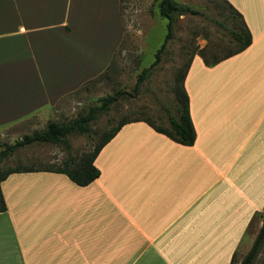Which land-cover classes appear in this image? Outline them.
Segmentation results:
<instances>
[{"label": "crops", "instance_id": "obj_1", "mask_svg": "<svg viewBox=\"0 0 264 264\" xmlns=\"http://www.w3.org/2000/svg\"><path fill=\"white\" fill-rule=\"evenodd\" d=\"M224 1L252 42L212 66L192 58L194 144L136 121L101 149L88 186L9 175L0 264H240L264 218V0ZM112 3L0 0V129L53 108L101 69L118 25Z\"/></svg>", "mask_w": 264, "mask_h": 264}, {"label": "rangeland", "instance_id": "obj_2", "mask_svg": "<svg viewBox=\"0 0 264 264\" xmlns=\"http://www.w3.org/2000/svg\"><path fill=\"white\" fill-rule=\"evenodd\" d=\"M112 1L118 25L110 31L100 54L106 57L101 69L64 95L53 108L42 109L15 125L1 128L0 144H14L25 135L42 131L51 120L66 123L79 112L100 105L104 97L123 94L108 115L99 116L91 124L94 131L91 136H68L69 150L64 144L30 145L0 164V173L27 168L55 170L70 160L88 157L101 137L121 120H147L158 128H168L169 116L175 117L177 111L178 73L202 53L211 61L214 55L223 56L238 48L230 32L238 31L241 25L224 0H175L179 5L190 7L195 14L174 16L171 36L158 64L151 76L135 89L139 75L153 63L165 40L168 20L159 15L160 0ZM263 262L264 247L255 264Z\"/></svg>", "mask_w": 264, "mask_h": 264}, {"label": "trees", "instance_id": "obj_3", "mask_svg": "<svg viewBox=\"0 0 264 264\" xmlns=\"http://www.w3.org/2000/svg\"><path fill=\"white\" fill-rule=\"evenodd\" d=\"M226 2V1H225ZM228 7L232 10L234 18L240 23V28L238 31H231L230 34L233 40L238 44V48L233 52H228L223 56L214 55L211 61L208 60L206 56H200L206 65L212 66L215 65L231 56H234L247 47L250 46L252 42V37L250 32L246 28L241 15L235 11L230 5ZM159 15L168 20L167 24V34L165 36L164 42L161 44L160 48L157 50L155 55V60L153 63L138 77L135 89L139 88L140 84L147 80L151 74L152 69L158 64L159 57L163 49L165 48L166 41L171 36V27L174 16L185 15L186 13L195 14L190 7L179 5L175 0H160L158 4ZM206 57V58H205ZM191 61L186 65L185 70L182 73H178L176 77L177 87L175 88V93L178 101L176 116H169V127L168 128H158L152 125L147 120H121L116 125H114L111 130H108V133L103 135L95 147L93 153L85 158L79 160H70L65 163L63 167H60L55 170H34L32 168L27 169H9L4 173H0V184L3 182L9 175L14 173H30V172H52L57 174L65 175L71 182L76 184L79 187H85L94 182L99 176L100 172L95 167L94 161L98 156L101 149L114 137V135L126 124L136 121H143L152 127L156 132L166 136L175 143H178L183 146L190 147L194 144L196 139V134L194 127L190 118L189 113V99L187 93L184 89V80L188 72ZM123 93H117L114 96H107L101 100L100 105L89 107L86 110H83L77 114V116L66 122L59 123L57 121H48L45 128L42 131H35L32 134L25 135L21 140L15 142L14 144L2 143L0 144V164L5 160L9 159L15 153L21 149H24L33 144H64L65 147L69 150L67 137L73 134H83L91 136L94 132L91 124L98 119L101 115H108L111 110V107L117 102L118 97ZM109 124H112V121H108ZM264 210V208H263ZM6 207L0 190V213L5 212ZM264 247V218L262 222V227L259 230V233L249 250V252L242 259L240 264H255L258 256L260 255L261 250ZM233 264V261H232ZM264 264V262L262 263Z\"/></svg>", "mask_w": 264, "mask_h": 264}]
</instances>
